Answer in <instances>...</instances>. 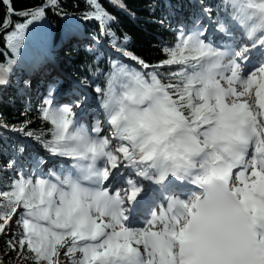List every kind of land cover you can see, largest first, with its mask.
Instances as JSON below:
<instances>
[{"label": "snow or ice", "instance_id": "snow-or-ice-1", "mask_svg": "<svg viewBox=\"0 0 264 264\" xmlns=\"http://www.w3.org/2000/svg\"><path fill=\"white\" fill-rule=\"evenodd\" d=\"M106 3L135 18L125 0ZM177 7L149 21L171 36L150 61L101 0L78 15L63 0H0L17 58L0 64V88L26 34L51 52L49 13L91 57L66 93L50 82L38 107L29 98L23 121L0 113V264H264V0ZM105 42L124 60L105 61Z\"/></svg>", "mask_w": 264, "mask_h": 264}, {"label": "trees", "instance_id": "trees-1", "mask_svg": "<svg viewBox=\"0 0 264 264\" xmlns=\"http://www.w3.org/2000/svg\"><path fill=\"white\" fill-rule=\"evenodd\" d=\"M191 2V0H189ZM41 0H15V6L20 9L25 6H32L34 4H39ZM77 0H63V5L66 10L70 13H78L83 9V0H80L81 8H74L73 5ZM104 7L107 8L114 15H117L121 19V28L123 32H126L130 39V50L136 52L138 55H142L145 59L154 61L159 56V51L154 48L153 45L157 44L161 40H170L171 36L167 31V28H161L157 24L149 23L150 20L160 19L164 16L168 10L166 7L165 0H125L128 8L135 12V18H132L125 13L117 12L116 9L111 8L106 3V0H101ZM170 4H177L176 8L182 11L184 14L189 12V3L187 0H169ZM151 5H155V11L150 9ZM179 5H182L180 7ZM62 17L59 15L48 14L47 17V27L50 33L59 32V20ZM81 30L85 37L90 35L94 30V25L92 22L80 21ZM117 35L123 39L122 33L117 32ZM31 50V51H30ZM45 55V52L38 50L34 45L31 49L25 47L21 50V56L18 58L20 62V67L16 71H21L23 67H27L29 62L34 59L41 58ZM59 59H62L67 66V72L74 80V78H79L81 74L85 73V63L90 61L91 57L84 52L68 50H60L56 52ZM7 59H17L11 53V50L6 49L5 42L3 38H0V64L6 63ZM106 61V60H105ZM104 61H102V66ZM79 69V71H78ZM5 99L12 98L13 102L10 103H0V113H2V118L7 120L9 124L18 123L24 120L22 115L25 105L23 100L17 101L15 89H11L8 93L3 95ZM29 116L36 120V113L32 111ZM35 126V124H34ZM2 162V161H0Z\"/></svg>", "mask_w": 264, "mask_h": 264}, {"label": "rangeland", "instance_id": "rangeland-1", "mask_svg": "<svg viewBox=\"0 0 264 264\" xmlns=\"http://www.w3.org/2000/svg\"><path fill=\"white\" fill-rule=\"evenodd\" d=\"M65 24H66V20H65ZM65 24H64V26H65ZM64 30H65V27H64ZM62 32H64V31L61 29V33H62ZM29 41H31V33H30V32H29L28 34H26V36H25V43H26V42H29ZM107 49H108L109 51H111L112 53H115L114 50L111 48L110 44H109V46L107 47ZM114 60H122V59H121V57L116 53V57L114 58ZM21 85H23L22 82H21ZM115 88L117 89V91H119V90L122 88V85H121V83H120L119 78L116 80Z\"/></svg>", "mask_w": 264, "mask_h": 264}]
</instances>
